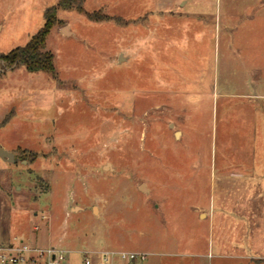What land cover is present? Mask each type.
<instances>
[{
	"label": "rangeland",
	"instance_id": "1",
	"mask_svg": "<svg viewBox=\"0 0 264 264\" xmlns=\"http://www.w3.org/2000/svg\"><path fill=\"white\" fill-rule=\"evenodd\" d=\"M58 2L0 0V54ZM83 7L112 19L58 10L56 77L3 65L0 243L264 264V0Z\"/></svg>",
	"mask_w": 264,
	"mask_h": 264
},
{
	"label": "trees",
	"instance_id": "2",
	"mask_svg": "<svg viewBox=\"0 0 264 264\" xmlns=\"http://www.w3.org/2000/svg\"><path fill=\"white\" fill-rule=\"evenodd\" d=\"M83 4L84 0H59L57 5L48 7L44 13L45 23L43 27L31 37L26 45L17 47L6 54H0V60L4 61L8 67L24 66L31 73L45 72L56 77L54 55L47 51L46 47L48 35L60 22L57 15L58 10H77L80 13H85L88 18L95 21L112 19L111 16L96 11L87 12ZM10 119V116H8L4 123H8Z\"/></svg>",
	"mask_w": 264,
	"mask_h": 264
},
{
	"label": "built area",
	"instance_id": "3",
	"mask_svg": "<svg viewBox=\"0 0 264 264\" xmlns=\"http://www.w3.org/2000/svg\"><path fill=\"white\" fill-rule=\"evenodd\" d=\"M66 253V251L56 247L41 248L23 241L0 243V264H64L67 260ZM93 253L100 254V264H115L116 258L132 263L147 257V254L143 252L116 250ZM83 262L84 264H93L90 253L85 254Z\"/></svg>",
	"mask_w": 264,
	"mask_h": 264
},
{
	"label": "water",
	"instance_id": "4",
	"mask_svg": "<svg viewBox=\"0 0 264 264\" xmlns=\"http://www.w3.org/2000/svg\"><path fill=\"white\" fill-rule=\"evenodd\" d=\"M3 65H5V62L0 60V74L3 72ZM0 157L8 160V161H14L15 160V154L13 152H10L4 148H0Z\"/></svg>",
	"mask_w": 264,
	"mask_h": 264
}]
</instances>
